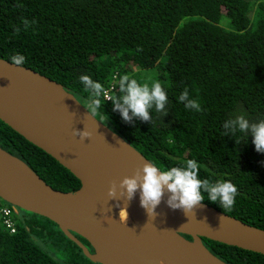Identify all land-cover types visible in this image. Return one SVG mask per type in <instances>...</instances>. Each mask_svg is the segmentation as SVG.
Listing matches in <instances>:
<instances>
[{"label":"trees","instance_id":"trees-1","mask_svg":"<svg viewBox=\"0 0 264 264\" xmlns=\"http://www.w3.org/2000/svg\"><path fill=\"white\" fill-rule=\"evenodd\" d=\"M0 56L62 83L191 196L264 229V0H0ZM0 145L54 188L81 186L1 119ZM41 217L0 225V264H66L36 242L56 235L83 253ZM203 240L230 264H264Z\"/></svg>","mask_w":264,"mask_h":264},{"label":"water","instance_id":"water-1","mask_svg":"<svg viewBox=\"0 0 264 264\" xmlns=\"http://www.w3.org/2000/svg\"><path fill=\"white\" fill-rule=\"evenodd\" d=\"M0 119L81 181L56 189L0 145V197L55 222L91 261L230 264L203 238L264 254L263 228L191 196L62 83L1 56Z\"/></svg>","mask_w":264,"mask_h":264},{"label":"rangeland","instance_id":"rangeland-1","mask_svg":"<svg viewBox=\"0 0 264 264\" xmlns=\"http://www.w3.org/2000/svg\"><path fill=\"white\" fill-rule=\"evenodd\" d=\"M224 24L227 23V21H223ZM144 73L147 75L148 78H152L155 76V72L152 69H149L147 71H144ZM21 209V208H20ZM21 213L23 215V218L26 216L28 218H34V216H37V220H41L43 217L40 215H35L34 213L28 212L24 209H21ZM53 228H57V226H53ZM29 228V227H27ZM59 235L54 236L53 238H46L45 240H41L36 238V242L41 245L45 250H47L51 255H53L56 258H59L61 261H64L66 264H91V260L85 256L79 249H74L76 251V257H71V251L67 247H71V244L67 240H63L60 242V245L56 244V246L53 244L55 241V238H59ZM60 239V238H59ZM73 249V248H72ZM95 264H98L97 262H94Z\"/></svg>","mask_w":264,"mask_h":264},{"label":"built area","instance_id":"built-area-1","mask_svg":"<svg viewBox=\"0 0 264 264\" xmlns=\"http://www.w3.org/2000/svg\"><path fill=\"white\" fill-rule=\"evenodd\" d=\"M113 85L103 91V97L106 100L111 99V91ZM23 219L21 209L4 201L0 197V225L11 234H15L19 230V220Z\"/></svg>","mask_w":264,"mask_h":264},{"label":"bare ground","instance_id":"bare-ground-1","mask_svg":"<svg viewBox=\"0 0 264 264\" xmlns=\"http://www.w3.org/2000/svg\"><path fill=\"white\" fill-rule=\"evenodd\" d=\"M119 216H120V218L122 219V221H124V222H126V223L130 220V213H129V211L126 210V209H121V210L119 211Z\"/></svg>","mask_w":264,"mask_h":264},{"label":"flooded vegetation","instance_id":"flooded-vegetation-1","mask_svg":"<svg viewBox=\"0 0 264 264\" xmlns=\"http://www.w3.org/2000/svg\"><path fill=\"white\" fill-rule=\"evenodd\" d=\"M93 251V249H91Z\"/></svg>","mask_w":264,"mask_h":264}]
</instances>
